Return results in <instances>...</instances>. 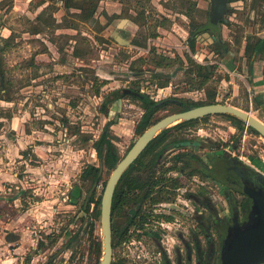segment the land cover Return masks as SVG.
<instances>
[{
    "label": "rangeland",
    "instance_id": "1",
    "mask_svg": "<svg viewBox=\"0 0 264 264\" xmlns=\"http://www.w3.org/2000/svg\"><path fill=\"white\" fill-rule=\"evenodd\" d=\"M245 1L193 50L192 28L208 22L209 0H100L87 18L85 0H0V264H100L93 192L95 200L103 196L119 162L163 118L215 95L264 121V52L250 66L252 44L264 37V3ZM219 40L227 54L214 53ZM115 92L130 93L115 101ZM146 96L161 103L147 115ZM103 137V157L111 148L117 158L111 169L95 146ZM181 140L197 146L199 168L226 151L264 174V137L223 115L173 130L143 160L176 163ZM96 167L103 171L98 187L85 178ZM198 186L200 225L212 238L199 228L201 264L211 245L218 262L217 228L231 221L232 207L246 217L247 197L224 194L200 175Z\"/></svg>",
    "mask_w": 264,
    "mask_h": 264
},
{
    "label": "flooded vegetation",
    "instance_id": "2",
    "mask_svg": "<svg viewBox=\"0 0 264 264\" xmlns=\"http://www.w3.org/2000/svg\"><path fill=\"white\" fill-rule=\"evenodd\" d=\"M99 1L85 0L88 5L81 8L85 17L96 13ZM245 2V0H225V5L219 12L220 15H216L213 13V0H209L208 22L202 25L194 24L191 37L194 35L197 39L196 43L201 35L212 37L214 32L217 33L220 25L225 24L232 8L239 5L240 9L244 10ZM263 3L262 0H256L258 6ZM92 5H96V10L88 12V8ZM44 22V26H49L46 21ZM201 26H207L205 31L200 30ZM40 32V29L33 31L36 35ZM263 40L264 37L256 41ZM217 43L220 47L226 44L220 40ZM262 52L264 49L257 54ZM250 53L252 54V52ZM128 93L130 92L123 94L127 95ZM196 147L193 142L178 146L179 154L175 156L177 158L176 163L166 161L157 165L146 161L144 171L133 169V176L125 179L131 182L137 181V184L127 187L126 190H123V185H121V180L126 173L123 175L113 199L112 264H114L113 262L115 264H201L204 252L199 241V228H202L203 232L206 228L202 224L200 225L199 221L200 163ZM189 149H194V151ZM211 162V167L216 168L219 181L207 178L208 183L216 184L224 194L232 190L234 195L236 194V198L247 197V200L242 202V208L247 212L246 217L241 218L237 208L232 207L231 210L235 213L232 215L231 221L223 222L217 228L218 236L221 238L218 262L215 255V245L209 247L205 264H222L224 242L234 227V221L237 220L243 226L253 211V200L245 194V184L257 190H261L263 186L258 177L260 172L243 166L237 158H232L226 151L222 156H211ZM98 169L101 181L95 182L96 187L102 182L103 175V171ZM238 171L243 173L247 180L243 179ZM229 200L233 201V197L230 196ZM223 214L226 216L227 211ZM205 232L208 242L212 241L208 235L209 230H205Z\"/></svg>",
    "mask_w": 264,
    "mask_h": 264
},
{
    "label": "water",
    "instance_id": "3",
    "mask_svg": "<svg viewBox=\"0 0 264 264\" xmlns=\"http://www.w3.org/2000/svg\"><path fill=\"white\" fill-rule=\"evenodd\" d=\"M225 0H213V13L220 15ZM212 115H229L244 122L249 128L264 137V121L249 112L228 104H207L191 107L186 111L171 114L152 125L135 142L127 155L111 174L101 200L102 258L100 264H112L113 225L112 208L116 188L126 171L143 155L149 145L163 131L182 122L198 120ZM243 179L244 174L238 171ZM261 190L245 184V194L253 200L249 220L241 226L237 220L224 242L222 264H264V174H259ZM247 180V179H246ZM97 184H95V187Z\"/></svg>",
    "mask_w": 264,
    "mask_h": 264
},
{
    "label": "trees",
    "instance_id": "4",
    "mask_svg": "<svg viewBox=\"0 0 264 264\" xmlns=\"http://www.w3.org/2000/svg\"><path fill=\"white\" fill-rule=\"evenodd\" d=\"M91 10H96V5H92L91 7L88 8V12H90ZM207 28V26H201L200 27V30L202 31H205V29ZM201 31V32H202ZM194 34V33H193ZM6 45L9 44L11 41L10 39H7V40H3ZM196 41L197 39L194 37H191L190 38V47L191 49H195V45H196ZM4 47L5 46H2V44L0 43V58H1V54L3 53V50H4ZM222 49L221 50H216L217 52L216 53H222L223 55L224 54H227L229 49L227 47V44H223L221 45ZM264 49V40L263 41H255L253 44H252V54H250V66H253V60L255 58V55L260 52V51H263ZM201 69V68H199ZM209 75H210V71L206 68V74H205V78H204V81H203V85L207 82L208 78H209ZM170 84V81H166L164 84L163 87H168ZM98 92H99V89H98ZM114 96V100L118 101L120 100L124 95L121 94V92H115L112 94ZM144 109L146 110V115L153 112L155 110V108H158L161 103L159 102H156L155 100H152L150 98V96H146V99L144 100ZM217 101H216V96L215 95H212L210 97V101L207 103V104H216ZM194 107H198V106H202V105H207V104H197V103H192ZM190 108V107H188ZM225 117H227L229 120H231L232 122H234L236 124L237 127H241L242 125H246L244 122H242L241 120L233 117V116H229V115H223ZM198 120H194V121H189V122H182L176 126H173L172 128H169L165 131H163L161 134H159L157 136V138L149 145V147L146 149V151L143 153V155L135 162L134 165H132L131 169L128 170L126 172V174L124 175L123 179L121 180V185H123L122 189L123 190H126V188L128 187H131L135 184H137V181L136 182H131L130 180H125L126 178H130L131 176H133V169L135 170H140V171H144V169L146 168V162L145 160H143L145 157H148L150 156L156 149H160L161 146H163V144L165 143L166 139L172 135V131L173 130H182V129H186V128H189L191 127L194 123H196ZM108 127V126H107ZM110 127V126H109ZM106 143V140H105V137L102 138V141H98L95 146H99L100 149L98 150L99 151V156L102 157L104 159V164L109 167L110 169L111 168H114L117 164V158L114 157L113 155V151L111 148H109V150L106 152L105 156L103 157V154H104V148H103V145ZM180 145H188V144H191L192 142H189V141H186V140H181L179 141ZM179 145V146H180ZM220 156V155H219ZM200 160V159H199ZM207 160L209 161V164L206 165L204 167V169L201 167L199 169V174L207 179V178H213L214 180L216 181H219L218 179V175L216 174L217 171H213V169H209V165H211V157L207 158ZM201 161V160H200ZM203 163H206V161H202ZM99 169L98 168H94L90 174V176H85V178L87 180H91L92 181V184L94 185L95 182H100L101 181V178H99ZM93 185L91 188H93ZM75 196L77 197L79 195V192L80 190L79 189H76L75 190ZM123 192V191H122ZM126 192V191H125ZM95 196H96V192L93 193V197H92V203H95L96 204V208L92 214V217H93V220L96 222V221H100V218H101V200H102V197L99 198V200H95ZM94 223L91 225V229H92V232L94 231ZM95 244V249L96 251L99 253L102 252V243L101 241L99 242H96L94 243Z\"/></svg>",
    "mask_w": 264,
    "mask_h": 264
},
{
    "label": "crops",
    "instance_id": "5",
    "mask_svg": "<svg viewBox=\"0 0 264 264\" xmlns=\"http://www.w3.org/2000/svg\"><path fill=\"white\" fill-rule=\"evenodd\" d=\"M2 232H3V231H2ZM2 232H1V233H2ZM1 233H0V234H1ZM0 242H1V243H4V236H2V235H0ZM6 242H7V243H6L7 246L12 247V243H11L10 241H7V240H6ZM4 249H5V248H4ZM16 253H17V252H16Z\"/></svg>",
    "mask_w": 264,
    "mask_h": 264
}]
</instances>
